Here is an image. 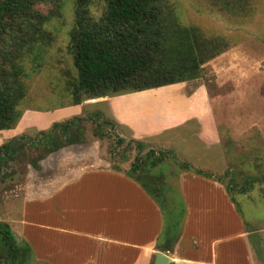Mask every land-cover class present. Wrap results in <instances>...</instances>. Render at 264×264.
Instances as JSON below:
<instances>
[{"label": "rangeland", "instance_id": "rangeland-1", "mask_svg": "<svg viewBox=\"0 0 264 264\" xmlns=\"http://www.w3.org/2000/svg\"><path fill=\"white\" fill-rule=\"evenodd\" d=\"M75 3L76 0H41L34 6L44 18V33L37 35L29 51L23 49L21 58L26 93L19 103V126L25 127L0 145L19 135L36 140L53 123L73 117L85 120L78 130L79 141L62 144L53 151L43 145L25 146L3 166L0 220L9 224L18 242L24 241L28 246L29 233L49 238L53 231H46L39 224L46 219L42 214L31 216L37 223L32 222L22 235L20 220L26 199L43 197L57 186L55 178L74 176L83 167L126 172L136 155L149 149H168L178 161L214 177L223 175L222 183L229 188L237 213L250 231L255 264H264V0H249V11L241 13L221 8L217 0H168L182 24L194 25L207 36H221L227 41L222 52L202 65V75L130 92L127 96H108L112 99L108 101L86 98L80 104L67 105V82L77 75L66 49L74 24ZM84 3L88 14L98 18L104 12L106 0ZM198 88L203 90L201 105V96L194 93ZM185 113H193L196 118L174 123ZM130 139L142 142L141 148ZM32 160L37 161L39 169L31 165ZM180 171L169 156L151 171L160 177L164 195L170 197L165 200L171 205L182 200ZM84 207L92 209L90 205ZM77 211L83 214L85 209ZM71 217L77 218L76 214ZM91 217L92 214L87 223L81 224L68 218L65 224L91 231ZM51 219L56 220V215ZM78 248L83 254L86 245L78 243ZM30 264L49 263L33 257Z\"/></svg>", "mask_w": 264, "mask_h": 264}, {"label": "trees", "instance_id": "trees-1", "mask_svg": "<svg viewBox=\"0 0 264 264\" xmlns=\"http://www.w3.org/2000/svg\"><path fill=\"white\" fill-rule=\"evenodd\" d=\"M40 1L0 0V129L13 128L22 114L19 103L26 87L21 58L23 49L29 51L37 35L44 33L41 28L44 18L34 8ZM217 1L221 2V8L235 13L249 11V0ZM84 2L76 0L74 24L66 46L77 72L67 82L70 95L67 105L80 104L86 98L115 96L196 79L202 75V65L228 45L221 36H207L194 25L182 24L168 6V0H106L104 12L98 18L88 14ZM84 121L82 117H73L55 122L36 140L19 135L4 141L0 145V179L4 177L2 167L25 146L43 145L53 151L62 144L79 141L78 130ZM129 141L137 143V148L142 146L138 140ZM167 156L180 170L219 182L223 175L214 177L178 161L168 149H149L135 156L124 173L158 199L169 215L165 248L170 249L179 235L185 208L181 199L178 204L166 202L170 197L164 195L160 177L151 172ZM31 165L39 169L37 161L32 160ZM225 188L237 209L229 188ZM0 246L2 264H30L33 258L27 243L18 242L9 224L2 220Z\"/></svg>", "mask_w": 264, "mask_h": 264}, {"label": "crops", "instance_id": "crops-1", "mask_svg": "<svg viewBox=\"0 0 264 264\" xmlns=\"http://www.w3.org/2000/svg\"><path fill=\"white\" fill-rule=\"evenodd\" d=\"M194 93L201 96V105L203 90L198 88ZM102 100L112 99L98 98ZM193 117L196 115L185 113L174 123ZM19 120L13 128L0 129V143L24 129ZM72 175L55 178L57 186L49 193L31 196L23 203L22 235L32 222L36 225L33 214L45 216L39 224L46 231H53L49 238L28 234L35 259L49 264H153L155 252L161 251L169 256L168 264H255L250 231L245 229L222 182L186 170L179 172L185 212L176 241L166 249L165 234L170 223L167 213L139 183L109 167H83ZM52 182L48 181L49 186ZM82 207L85 211L80 214L77 210ZM73 214L76 219H72ZM91 214V231L65 224L68 218L72 223H87ZM54 215L56 220L52 221ZM81 242L86 245L83 254L78 248Z\"/></svg>", "mask_w": 264, "mask_h": 264}, {"label": "water", "instance_id": "water-1", "mask_svg": "<svg viewBox=\"0 0 264 264\" xmlns=\"http://www.w3.org/2000/svg\"><path fill=\"white\" fill-rule=\"evenodd\" d=\"M170 261V258L168 255L161 251L155 252L153 264H168Z\"/></svg>", "mask_w": 264, "mask_h": 264}]
</instances>
